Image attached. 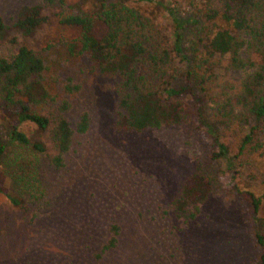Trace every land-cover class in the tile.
<instances>
[{
  "label": "rangeland",
  "instance_id": "obj_1",
  "mask_svg": "<svg viewBox=\"0 0 264 264\" xmlns=\"http://www.w3.org/2000/svg\"><path fill=\"white\" fill-rule=\"evenodd\" d=\"M127 3L161 24L170 48L179 32L184 50L192 49L195 37L185 22L189 9L183 1L177 14L181 28L168 13V0ZM34 4L43 7L46 19L24 34L14 21L21 6ZM79 9L91 13L93 6L90 0H0L6 25L0 56L21 45L36 51L46 65L49 91L57 101L70 103L66 116L71 126L80 113L89 116L87 130L74 133L58 167L51 161L55 150L46 133H37L29 123L20 125L32 139L45 143L46 151L37 158L43 193L37 198L18 193L0 164V264H258L256 233L264 231V145L241 156L245 162L233 187L219 176L225 162L212 156L218 142L210 132L211 104H204L201 120L186 126L116 129L115 79L98 74L86 55L69 50L78 31L58 21L61 11ZM242 75L229 71L225 79L238 85ZM67 83L79 89L66 93ZM9 119L0 114L2 144L9 141ZM217 133L228 154L235 155L242 128ZM196 168L212 178L213 189L196 218L184 222L174 216L171 202ZM249 191L261 199L257 208Z\"/></svg>",
  "mask_w": 264,
  "mask_h": 264
},
{
  "label": "trees",
  "instance_id": "obj_2",
  "mask_svg": "<svg viewBox=\"0 0 264 264\" xmlns=\"http://www.w3.org/2000/svg\"><path fill=\"white\" fill-rule=\"evenodd\" d=\"M55 1L64 2L48 0ZM127 1L90 0L91 13L79 9L58 14L60 24L78 31L68 43L69 50L86 55L95 72L115 79V128L141 132L186 126L198 117L201 120L204 104H211L210 132L218 142L212 156L225 162L219 176L237 187L239 168L245 162L241 156L264 145L260 140L264 134V0H168V13L178 28L183 25L177 16L181 2L189 9L185 22L195 37L190 51L184 50L179 32L170 48L161 24ZM42 8L21 6L14 26L24 34L32 33L45 22ZM5 31L0 16V42ZM235 70L243 73L238 85L225 79ZM45 71L43 58L28 46L0 56V114L13 121L8 143H0V164L17 192L33 198L43 193L37 158L46 146L20 125L29 123L37 133H46L55 150L51 161L57 167L63 164L74 133L85 132L89 125L88 113L82 112L71 126L66 116L70 103L59 102L51 94ZM78 89L71 83L64 87L69 94ZM233 127L242 128V134L238 152L230 155L217 129ZM212 184V178L196 168L171 202L174 216L184 222L196 218L212 193ZM248 193L257 208L260 197ZM7 196L18 204L16 196ZM256 242L261 248L258 264H264V231L256 233Z\"/></svg>",
  "mask_w": 264,
  "mask_h": 264
}]
</instances>
